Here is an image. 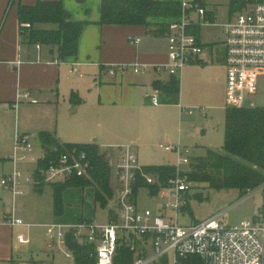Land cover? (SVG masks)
I'll return each mask as SVG.
<instances>
[{"label":"crops","instance_id":"1","mask_svg":"<svg viewBox=\"0 0 264 264\" xmlns=\"http://www.w3.org/2000/svg\"><path fill=\"white\" fill-rule=\"evenodd\" d=\"M38 1L0 0L2 178L14 170L12 156L18 135L27 134L32 138L33 151L28 154L26 161L18 164L24 175L30 177L46 157L39 137L41 133L54 136L61 145H95L103 152L114 151L118 157L124 147H119L120 150L117 151L115 148L120 146L122 137L137 125L146 127L153 113L166 118L169 109H172L173 116L180 117L182 121L181 117L189 114L187 111L196 109L182 105L184 94L181 96V93L178 104H164L167 106L162 107L160 93L159 104L151 102V93L156 92L154 83H168V79L161 77L162 70L158 71L159 66H165L169 62L167 37H154L142 26L98 25L101 0H41L61 1L73 22L88 23L81 33L77 56L62 61L55 48L32 44L22 35L19 7H33ZM48 25L34 26V29H57L55 25V28H45ZM207 51L208 49L202 61L185 70L205 71L206 59L213 60L216 54L213 49ZM219 62H222L225 70L226 88L225 55ZM133 64L145 65L148 71L141 74H135L131 70L115 75L108 73L111 67ZM74 69L77 70L76 73ZM26 94L29 97H25ZM73 98L76 102L72 101ZM123 124L126 126L123 127ZM130 145L135 150L139 149L136 144ZM40 153H44L45 157L36 160ZM136 155L139 161L138 153ZM175 165L176 163L173 166ZM45 186L37 187L39 196H33L29 200L34 205V211L17 206L16 200L26 197L25 190L24 195L15 198L7 190L12 197V206H8L4 199L6 194H0V217L14 213L17 219L31 225L30 228L11 227L0 219V264H25L21 251L24 246L32 244L31 232L35 227L47 229L52 224L72 225L80 221L103 223L96 210L98 204L93 187L65 190L62 195L63 208L57 214L54 208V187L50 205L40 198ZM101 210L107 212V220L108 208ZM29 217H35L41 223L25 221L24 218ZM24 232L29 235L30 243L19 245L16 238ZM45 237L50 242L47 231Z\"/></svg>","mask_w":264,"mask_h":264},{"label":"built area","instance_id":"2","mask_svg":"<svg viewBox=\"0 0 264 264\" xmlns=\"http://www.w3.org/2000/svg\"><path fill=\"white\" fill-rule=\"evenodd\" d=\"M181 6L182 18L169 26L167 35L169 62L158 67V71L165 70L173 77H179L187 67L202 61L206 46L197 32L202 25H213L214 17L196 1L182 0ZM31 28L29 23L21 25L23 32ZM224 28L226 105L229 109H242L246 98L257 91V77L264 75V2L239 14ZM128 70L141 74L147 72L148 67L122 65L109 68L108 73L115 75ZM150 99L158 105L159 92L156 91ZM192 113L189 110V114ZM159 147L176 155V178L161 185L140 166L133 145L122 148L118 157L111 150L108 158L112 172L117 171L118 186L115 188L112 184L113 198L108 205L107 221L102 224L80 221L72 225H49L47 227L52 231L48 248L61 252L74 264L75 255L70 242L93 246L95 264H115L120 245H125L133 253V264H264V222L260 216L236 225L223 223L220 215L189 226L179 223L178 217L189 209L187 197L193 185L183 175L182 168L191 165L192 159L189 151H183L180 146ZM32 151L31 136L18 135L12 156L14 170L0 183L14 198L25 194L24 186L56 185L75 178L86 179L93 170L87 153L72 148L44 169H37L33 177H26L18 164L26 161ZM139 180L158 186V193L150 196L162 202L161 209L139 208L135 195ZM0 219L11 227H31L17 219L14 213L4 214ZM16 239L19 245L30 243L28 234H19Z\"/></svg>","mask_w":264,"mask_h":264},{"label":"trees","instance_id":"3","mask_svg":"<svg viewBox=\"0 0 264 264\" xmlns=\"http://www.w3.org/2000/svg\"><path fill=\"white\" fill-rule=\"evenodd\" d=\"M181 2L182 0H101V17L97 24L142 26L154 37H167L169 26L182 18ZM196 2L202 4L201 0ZM263 2L264 0H232L233 4H241L242 7ZM19 19L21 25L29 23L32 26L30 30L22 31L25 40L35 45L55 48L62 61L77 56L81 33L88 25L87 22H73L61 1L39 0L33 7L20 6ZM43 24L55 25L57 29H34V26ZM154 88L162 95L163 104H178L181 89L177 77H173L167 84L155 82ZM72 101L76 102V99L73 98ZM39 137L46 157L38 169H44L52 160L72 148L86 152L93 166L89 178H75L53 186L55 212L58 214L62 211V195L65 190L86 187L95 189L96 203L107 209L113 198L109 152H103L95 145H61L54 136L46 133H41ZM144 170L161 185L177 177L174 166H151L145 167ZM183 175L192 183L206 184L213 190H237L241 195L264 189V108H227L223 151L208 150L206 155L191 164L190 171ZM43 186L42 184L38 187ZM141 189H148L151 196L158 193V186L147 185L139 180L135 187L136 196ZM69 246L74 251L75 264L96 263L93 246H79L72 242ZM133 257L128 247L120 245L114 263L133 264Z\"/></svg>","mask_w":264,"mask_h":264},{"label":"rangeland","instance_id":"4","mask_svg":"<svg viewBox=\"0 0 264 264\" xmlns=\"http://www.w3.org/2000/svg\"><path fill=\"white\" fill-rule=\"evenodd\" d=\"M195 2L196 0H187ZM206 7L209 15H213L212 24L203 26L197 34L205 49L209 52L211 49L216 53L214 59H206L205 71L198 69L185 70L177 79L180 81L181 96L184 94L182 105L196 108L192 110V115L184 114L181 118L173 116L172 109L168 111V117H161L153 113L149 117L146 127L141 125L130 129L128 133L119 141V147H125L130 144H136L139 149H133L138 153L139 163L145 167L168 165L173 166L176 163V155L165 152L159 146L177 147L180 146L183 151H189L193 164L198 159L204 157L208 150L222 152L225 144V119H226V88H225V70L222 62L225 55V34L224 25L230 23L239 14L249 11L254 4H233L232 0H201ZM194 19H197L194 16ZM47 29L55 28L53 25L45 27ZM220 59V60H219ZM161 77L173 78L170 74L162 70ZM176 78V77H175ZM181 79V80H180ZM257 91L246 98L245 107L264 108V75L256 79ZM155 91L151 93L154 95ZM161 106H167L161 103ZM189 112V111H187ZM126 126L123 124V127ZM119 148V149H118ZM44 153H40L36 160H42ZM117 158V157H116ZM191 165L183 166L185 173L190 171ZM33 177V175H30ZM0 176V183L2 180ZM190 181V179L188 178ZM192 182V181H190ZM112 184L115 188L117 183V171L112 172ZM26 197H20L16 200L18 207L26 208L28 211H34V205L29 201L33 196H39L34 185L24 186ZM5 193L4 199L8 206H12V197L9 192L0 185V194ZM53 197V185H46L42 197L44 203L51 204ZM189 209L178 217L179 223L183 226H189L207 218L220 215V219L227 225H236L245 220L255 217H262L264 222V189L256 190L248 194L241 195L237 190H213L206 184L193 183L188 192ZM137 203L140 209H161L162 202L156 197L152 198L148 189H141L138 193ZM100 221L105 223L107 212L97 207ZM30 223H41L35 217L24 218ZM48 236L51 229L35 227L31 232L32 244L24 246L21 251L24 255L25 264H73L72 261L58 251H52L47 246L50 242L45 237ZM22 234H25L22 233ZM49 239V238H48Z\"/></svg>","mask_w":264,"mask_h":264}]
</instances>
